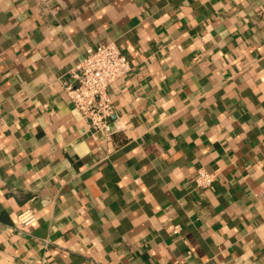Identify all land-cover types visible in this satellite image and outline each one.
Returning a JSON list of instances; mask_svg holds the SVG:
<instances>
[{
    "label": "crops",
    "instance_id": "0c3cea01",
    "mask_svg": "<svg viewBox=\"0 0 264 264\" xmlns=\"http://www.w3.org/2000/svg\"><path fill=\"white\" fill-rule=\"evenodd\" d=\"M105 42L110 135L62 86ZM184 262L264 264V0H0V264Z\"/></svg>",
    "mask_w": 264,
    "mask_h": 264
},
{
    "label": "built area",
    "instance_id": "2783aa9c",
    "mask_svg": "<svg viewBox=\"0 0 264 264\" xmlns=\"http://www.w3.org/2000/svg\"><path fill=\"white\" fill-rule=\"evenodd\" d=\"M131 69L129 58L117 44L105 42L88 49L84 57L69 70L68 78L62 85L63 90L93 133H113L109 117L114 112V105L109 87ZM217 174L216 169L209 171L200 167L194 177V185L208 188L215 182ZM35 219L34 211L25 208L17 214L15 228L28 226ZM178 231L179 227L174 226L173 232Z\"/></svg>",
    "mask_w": 264,
    "mask_h": 264
}]
</instances>
